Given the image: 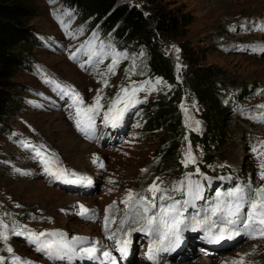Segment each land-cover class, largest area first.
Here are the masks:
<instances>
[{"label":"rangeland","instance_id":"rangeland-1","mask_svg":"<svg viewBox=\"0 0 264 264\" xmlns=\"http://www.w3.org/2000/svg\"><path fill=\"white\" fill-rule=\"evenodd\" d=\"M121 2L134 5L144 12L157 5L166 10L187 13L193 18L185 29L184 38L167 42L165 52L174 62L178 83L182 80L180 56L186 55V52L194 56L197 68L220 71L222 78L216 79L215 85L225 88L229 102L225 106L223 120L224 134L229 137L227 143L218 154H213L191 142L189 132L200 135L204 131V109L189 89L184 88L178 109L183 128L188 133L177 143L173 164L166 166L170 151L161 140L163 131L158 129L159 126L157 130H148L142 123L144 108L149 103L166 100L172 86L162 79L146 78L147 55L142 48L131 50L120 58L112 40L96 48L90 46L86 50L89 54L84 59L86 62L73 63L68 55L80 42L74 35L78 32L77 28L73 23L67 27L60 23L56 11L59 3L38 0L39 14L29 23L36 32L32 50L34 61L28 68L19 70L13 79L16 84V114L7 121L0 135V225L7 226L0 230L9 237L7 241L0 240V258L4 264H14L15 260L21 261V264L23 261L29 264H80L76 262L75 255L60 262L39 255L34 250L36 245H30L26 237L32 232L60 233L70 243L83 238L101 246V240L105 242L113 234L112 224L117 223L118 232L121 228L124 235L126 221L133 224L137 220V227L142 226L141 214L138 216L136 211L132 213L134 219L131 220L130 214L122 220L129 213L132 203L122 201L129 192L140 200L153 184L158 187L161 183L163 188L169 186L171 191L178 194L185 192L184 207L177 206L183 212L181 219H188L187 214L192 212V208L198 214V220L210 217L214 209L218 215L223 214L232 200L226 193L236 187L264 188V179H261V165L264 164V0ZM77 27L79 31L82 30V23ZM175 48L180 50L178 54ZM109 56L117 57L111 71L112 58L107 62ZM177 65H180L179 70ZM125 66L128 68L125 69ZM53 79L78 92L88 106L93 104L99 91L103 97L100 103L107 110V105L121 89L138 85L145 88L137 93V98L143 102L125 113L119 131L105 126L103 113L106 110H100V115L95 117V133L91 139L85 138L72 119L75 116L72 100L62 97L60 93L57 95L55 87L45 83V80ZM239 93L242 96L238 99L235 96ZM197 121L198 128L194 124ZM78 142L87 148V154L81 151ZM24 144L32 148L43 146L46 157L54 154V169L65 168L75 173L68 179L75 181L86 178L91 180V185L86 181L83 184L65 183L48 176L43 170L44 166L34 153L23 147ZM189 150L195 158L194 163L185 161V154ZM94 159L97 161L95 164ZM209 161L211 163L207 165ZM100 163H103V167L99 166ZM178 165L187 175L183 180L174 177ZM197 184L200 186L199 197L194 199ZM230 184H235L234 188ZM204 191L205 200L202 199ZM252 198L255 199L254 192ZM167 201L165 199L164 203ZM148 204L146 207L155 208L154 204ZM79 205L90 210V218L76 214ZM105 209H109L106 229ZM157 210L160 212V209ZM243 211H247V207ZM213 219L217 218L213 216ZM121 221H124L123 225ZM25 229L26 232L23 231ZM16 232L22 234L16 235ZM41 239L51 238L45 236ZM55 239L60 240L61 236ZM259 240L264 241V238L248 239L212 260L217 259L214 264H242L246 256L253 255L255 261L250 264H264V245L259 244ZM8 248L12 249L11 253L7 251ZM135 251L137 254L134 253V257L142 253ZM187 252L192 253L191 247ZM206 259L194 254L187 261L197 264ZM184 261L168 264H181Z\"/></svg>","mask_w":264,"mask_h":264},{"label":"trees","instance_id":"trees-1","mask_svg":"<svg viewBox=\"0 0 264 264\" xmlns=\"http://www.w3.org/2000/svg\"><path fill=\"white\" fill-rule=\"evenodd\" d=\"M37 1L0 0V135L7 121L16 114V84L13 79L19 70L28 68L34 61L32 50L36 32L29 23L39 14ZM49 1L53 4L59 3L56 15L63 26H72L73 23L77 28L78 32L74 35L80 39L78 46L105 44L112 40L115 42L117 54L121 57L131 50L142 48L147 55L146 78L162 79L172 86L166 100L149 103L144 108L145 118L142 123L148 130H157L159 126L158 129L163 131L161 140L170 151L166 166L173 164L177 143L188 133L183 128L178 109L184 96V88L189 89L204 109V131L200 135L189 132L191 142L206 151H212L213 154L220 152L229 138L225 136L223 128L225 106L229 102L225 88L215 85V80L222 78L220 71L197 68L194 56L186 52V55L184 53L180 56L182 80L178 83L174 62L165 52L167 42L184 38L185 29L193 21L190 15L177 10H166L157 5L144 12L121 0ZM79 23L83 25L80 31L77 27ZM110 60L111 56L107 58V62ZM241 96L239 93L235 97L239 99ZM210 163L211 161L207 165ZM185 176L187 175L181 165H178L174 177L183 179ZM167 196L175 195L168 193Z\"/></svg>","mask_w":264,"mask_h":264},{"label":"snow or ice","instance_id":"snow-or-ice-1","mask_svg":"<svg viewBox=\"0 0 264 264\" xmlns=\"http://www.w3.org/2000/svg\"><path fill=\"white\" fill-rule=\"evenodd\" d=\"M83 47V46H82ZM79 51V50H78ZM179 49L175 48V52L178 54ZM71 59H76V54L74 53ZM177 59L179 56L177 55ZM91 60V57H90ZM117 63V57L113 56L112 65L109 66V70H112V67ZM83 67V65H81ZM180 65H177V70H179ZM45 83L50 84L55 87L57 91L61 94L62 97H69L72 100V106L75 108V116L72 117L74 120L75 126L78 131H80L85 138L91 139L95 133V117L100 115V110L104 108V105L100 103L103 97L100 95V92H97V96L94 99V102L91 106L85 105L83 98L78 92L74 89L67 86L59 84L57 81L45 80ZM157 84L160 83L159 80L156 81ZM104 86H107V81L104 82ZM145 88L143 85L130 86L129 88L121 89L116 97L112 98L110 103L107 105V110L103 113V121L106 127L111 126L113 128L118 127L124 119L125 113L132 107H135L136 104L142 103V100L137 98V93L144 91ZM150 90H155L150 88ZM123 107H119V105ZM264 107V106H262ZM195 126L198 128L199 122H194ZM24 148L29 149L31 153H34L35 157L39 162L44 166V172L51 177H54L56 180H63L65 183H80L83 184L85 181L88 185H91V180L86 178L71 180L69 177L75 176V173L70 172L69 170L58 167L53 168L52 164L54 162V154H49L47 157L44 155V152L41 148H32L28 144L23 145ZM186 162H195V158L191 156V151L189 150L185 154ZM97 161L94 159L93 163ZM100 167H103V163H100ZM261 179H264V164L261 165ZM112 183V181H109ZM199 185L195 186V193L193 198L199 197ZM160 191V189L153 184L149 188V191ZM255 193V199L252 198V193ZM227 197H231L232 200L227 204L226 209L223 214L218 215L214 209L211 213L212 216L217 217L216 220L208 222L205 220H197L195 224L189 226L185 224L184 220L181 219L183 212L177 209L175 204L170 205L167 208H161L158 214L148 216V208L145 206L143 208L144 215L142 219L146 220L147 226L145 228H138L135 231H141L145 233H152L154 236H158L159 241L163 243L167 241L171 246L172 250L179 246L182 239V232L184 230H190L193 232L203 230L205 235L202 237L207 242L210 243H219L223 240H232L237 236L244 235L249 239L255 238H264V188L253 189L249 186L247 189L243 187H236L233 190L226 193ZM140 199H143L141 197ZM155 199V197H154ZM132 201L129 214H132L133 211H139V200L135 199L132 196V193L129 192L128 196L125 198L123 203H128ZM247 207V211H243ZM108 212L109 209H105V229L107 228L108 223ZM77 215L83 218H90V210L87 209L84 205H79V212ZM94 215V213H92ZM124 221H121L123 225ZM213 225L216 227L213 228ZM183 226V227H182ZM7 226L0 225V229L6 228ZM15 231V230H13ZM26 232L27 230H23ZM22 232H16V235H21ZM50 237L51 239L42 240L41 237ZM57 236H61L60 240L55 239ZM8 235L5 234L3 230H0V240L7 241ZM27 241L31 245H36V250L43 252L50 259L64 258L69 253L75 255L77 251L83 252L87 255L90 260L98 259L96 253L98 251L95 247H81L79 249L72 247L63 242L62 234L60 233H39L34 232L30 233L26 237ZM74 240L76 238H73ZM108 239H112V236H109ZM79 244H85L86 241H77ZM120 241H117V250L121 253L122 256L127 255V248L120 246ZM130 244V241L125 242ZM168 250V249H162ZM9 253L12 252L11 248H8ZM155 245H150L147 253V259L149 261H155ZM103 256L108 261H113L112 256L109 252L104 251ZM0 264H4L2 258H0ZM14 264H21V261L15 260ZM22 264H29L27 261H23Z\"/></svg>","mask_w":264,"mask_h":264},{"label":"bare ground","instance_id":"bare-ground-1","mask_svg":"<svg viewBox=\"0 0 264 264\" xmlns=\"http://www.w3.org/2000/svg\"><path fill=\"white\" fill-rule=\"evenodd\" d=\"M253 1V0H252ZM259 120V119H258ZM78 145L80 146L81 144H80V142H78ZM81 151L82 152H87L88 153V150H87V148L86 147H83V145H81ZM86 153V154H87ZM232 177V176H231ZM233 181V180H232ZM130 206V205H129ZM129 208V207H128ZM128 215H130L129 213H127V214H125L124 215V217L122 218V220L125 218H128ZM138 215V214H137ZM132 214H131V219H132ZM139 216V215H138ZM138 219V218H137ZM213 220H215V219H213ZM209 221V220H208ZM127 222V221H126ZM125 224H128V223H125ZM138 224V223H137ZM125 226V225H124ZM131 226V225H130ZM124 231V230H123ZM114 232H115V237H117V239L121 236V232H118V229L117 230H114ZM122 237V236H121ZM254 240V239H253ZM76 241H78V240H76ZM76 241H73V242H69V241H67L68 242V244H70V245H74V243H76ZM121 241H122V243L124 242H128V241H130V244H127L128 245V251H129V253L132 255L131 256V260L132 261H135L136 259H138L139 257H134V249H135V247H136V241H133L132 239H126V238H121ZM258 243L259 244H262V245H264V241H261V240H259L258 241ZM257 243V244H258ZM258 244V245H259ZM263 247V246H262ZM188 248H189V246H188ZM187 248V249H188ZM33 251V250H32ZM257 253V252H256ZM141 254H143V252L141 253ZM259 254V253H258ZM194 255V252H193V250H192V253L190 254V253H188L187 252V250H185V252L184 253H182V256H184L185 257V261L183 262V263H181V264H190L189 263V261H187V260H190L191 258H192V256ZM44 256V255H43ZM206 257V256H205ZM224 257V256H223ZM223 257H221V259L223 258ZM207 259L206 260H200V262L199 263H197V264H214V263H216V260H212V259H210V258H208V257H206ZM41 260V259H40ZM53 261V260H52ZM142 261L143 262H148V259L146 258V257H144L143 259H142ZM172 261H175V260H171V261H164V263H162V264H168V263H170V262H172ZM254 261H255V259H254V257H253V255H248V256H246L245 257V261H243L242 262V264H244L245 262L246 263H248V264H250V263H254ZM177 262V261H176ZM180 262H182V261H180ZM188 262V263H187ZM131 262H129V263H126V264H130ZM47 264V263H46ZM53 264V263H52ZM258 264V263H257Z\"/></svg>","mask_w":264,"mask_h":264}]
</instances>
